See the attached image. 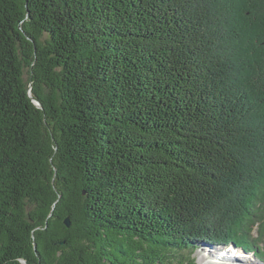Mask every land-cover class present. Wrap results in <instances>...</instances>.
Instances as JSON below:
<instances>
[{"label": "trees", "instance_id": "16d2710c", "mask_svg": "<svg viewBox=\"0 0 264 264\" xmlns=\"http://www.w3.org/2000/svg\"><path fill=\"white\" fill-rule=\"evenodd\" d=\"M263 206L264 0H0V264L264 260Z\"/></svg>", "mask_w": 264, "mask_h": 264}, {"label": "rangeland", "instance_id": "374dc122", "mask_svg": "<svg viewBox=\"0 0 264 264\" xmlns=\"http://www.w3.org/2000/svg\"><path fill=\"white\" fill-rule=\"evenodd\" d=\"M260 209V207H259ZM258 210V209H257ZM262 215H263V220H264V206L263 209H261ZM250 234V238L254 239L257 237L260 238L261 240L264 241V229H261L260 226H257V223H255L252 227V229L249 231ZM226 246H222L218 243L213 244V242L208 241V242H201L200 245H198V248H196V251L194 253V256L197 258V263L198 264H264V260H262L261 258H259V256L256 254L255 249L251 248L249 250L243 248L242 246H237L235 244H225ZM261 246H264V242H262L260 244ZM203 246V247H202ZM210 251H223V250H227L231 251V253L233 251H236L235 253H238L239 256L243 259V258H247L248 261L244 260L241 262V260H234V261H229L227 259L225 260H221L217 261L218 263H216L214 260V258H212V256H214L212 254V256H210L209 254H206V251L209 250ZM220 258H218L219 260ZM220 262V263H219Z\"/></svg>", "mask_w": 264, "mask_h": 264}, {"label": "bare ground", "instance_id": "6f19581e", "mask_svg": "<svg viewBox=\"0 0 264 264\" xmlns=\"http://www.w3.org/2000/svg\"><path fill=\"white\" fill-rule=\"evenodd\" d=\"M236 251H233L232 253H231V251H228L227 252V250H223V251H210V249L209 250H207L206 251V254H209L210 256H212V254L214 255V256H212V258H214L215 260V262L216 263H218L217 261H220L221 262V260H225V259H227V260H229V261H236V260H241V262L243 261V259L244 260H246V261H248L247 260V258L245 257V258H241L240 256H239V254L238 253H235ZM218 258H220L219 260H218ZM219 262V263H220Z\"/></svg>", "mask_w": 264, "mask_h": 264}, {"label": "water", "instance_id": "95a60500", "mask_svg": "<svg viewBox=\"0 0 264 264\" xmlns=\"http://www.w3.org/2000/svg\"><path fill=\"white\" fill-rule=\"evenodd\" d=\"M37 102V101H36ZM38 103V102H37ZM66 223L69 225L70 224V221L69 219H66Z\"/></svg>", "mask_w": 264, "mask_h": 264}]
</instances>
